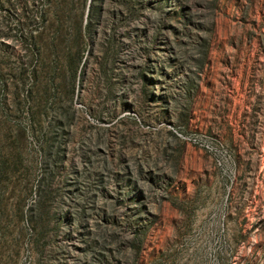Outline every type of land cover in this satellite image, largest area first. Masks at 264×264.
<instances>
[{
	"label": "rangeland",
	"instance_id": "obj_1",
	"mask_svg": "<svg viewBox=\"0 0 264 264\" xmlns=\"http://www.w3.org/2000/svg\"><path fill=\"white\" fill-rule=\"evenodd\" d=\"M0 264H264V0H0Z\"/></svg>",
	"mask_w": 264,
	"mask_h": 264
},
{
	"label": "trees",
	"instance_id": "obj_2",
	"mask_svg": "<svg viewBox=\"0 0 264 264\" xmlns=\"http://www.w3.org/2000/svg\"><path fill=\"white\" fill-rule=\"evenodd\" d=\"M98 8L97 7H93L92 8V11H91V16L92 17H90V21L93 19V18H97L98 17Z\"/></svg>",
	"mask_w": 264,
	"mask_h": 264
}]
</instances>
